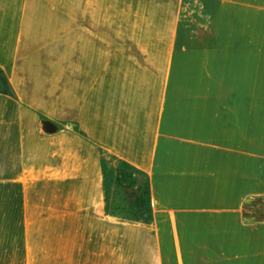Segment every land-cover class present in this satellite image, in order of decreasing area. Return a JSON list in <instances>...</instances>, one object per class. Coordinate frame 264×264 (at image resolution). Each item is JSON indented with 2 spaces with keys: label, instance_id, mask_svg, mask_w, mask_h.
Instances as JSON below:
<instances>
[{
  "label": "crops",
  "instance_id": "obj_1",
  "mask_svg": "<svg viewBox=\"0 0 264 264\" xmlns=\"http://www.w3.org/2000/svg\"><path fill=\"white\" fill-rule=\"evenodd\" d=\"M194 2L0 0V264H264V0Z\"/></svg>",
  "mask_w": 264,
  "mask_h": 264
},
{
  "label": "trees",
  "instance_id": "obj_2",
  "mask_svg": "<svg viewBox=\"0 0 264 264\" xmlns=\"http://www.w3.org/2000/svg\"><path fill=\"white\" fill-rule=\"evenodd\" d=\"M4 81L5 84H7V79H4ZM141 177H144L145 180L142 181ZM124 188L134 190V193L129 192V195H134L135 198L130 208L135 207L140 213L136 217L149 219L151 216L149 178L137 167L126 161L120 160L116 176V195L113 203L114 213L128 214L117 204V196L121 200V190Z\"/></svg>",
  "mask_w": 264,
  "mask_h": 264
},
{
  "label": "rangeland",
  "instance_id": "obj_3",
  "mask_svg": "<svg viewBox=\"0 0 264 264\" xmlns=\"http://www.w3.org/2000/svg\"><path fill=\"white\" fill-rule=\"evenodd\" d=\"M188 4H187V9L184 13V18L186 20V22L188 24L191 23L192 20H194L196 23H200L199 25L203 24V17L200 14V12L197 10V3L194 2V0H187ZM200 14V15H198ZM193 16V17H192ZM195 18V19H194ZM103 41H107L108 43H106L107 45H109L110 43V31L108 27L104 26V31H103ZM110 54V49L108 47H104L103 48V55H109ZM42 101H43V105L45 106L46 104V95L42 96ZM61 115V113H60ZM44 119H47V117L44 115ZM61 122V121H59ZM61 124V123H60ZM44 130V129H43ZM46 132V131H45ZM141 180L144 181L145 178L141 177ZM133 189H127L124 188L121 190V200L118 198L117 196V204L120 206L121 209L124 210V212L128 213L129 215L132 216H137L138 214H140L138 212V210L134 207V208H130L132 206V203H134V195H129L130 193H134ZM127 192V193H126ZM248 209L249 211H251V213L249 214V218L253 217H264V198L263 197H256L254 199H252L250 201V203L248 204Z\"/></svg>",
  "mask_w": 264,
  "mask_h": 264
},
{
  "label": "water",
  "instance_id": "obj_4",
  "mask_svg": "<svg viewBox=\"0 0 264 264\" xmlns=\"http://www.w3.org/2000/svg\"><path fill=\"white\" fill-rule=\"evenodd\" d=\"M57 126L49 120H44L43 121V129L46 132L52 133L56 131Z\"/></svg>",
  "mask_w": 264,
  "mask_h": 264
}]
</instances>
